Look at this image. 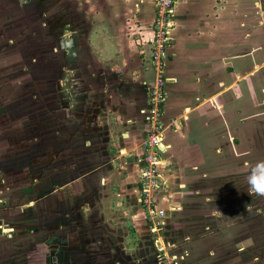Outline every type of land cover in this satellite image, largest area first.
<instances>
[{
	"label": "crops",
	"instance_id": "crops-1",
	"mask_svg": "<svg viewBox=\"0 0 264 264\" xmlns=\"http://www.w3.org/2000/svg\"><path fill=\"white\" fill-rule=\"evenodd\" d=\"M67 1L74 10H84V19L98 10L101 32H104V36L100 37L101 44L114 40L116 45H121L120 50H101L100 78L112 92L105 95L108 99H113V92L117 91L118 95L119 90L131 88L129 92L132 94L134 90H139L143 92L144 98L140 96L138 100L142 98L143 105L136 108L135 104L139 101L135 102L128 96L131 100L127 101V98H120L118 95L117 103L121 112H115L118 121L110 125L109 107L101 118L94 112L96 92L89 82L77 79L71 83L67 79L58 81L57 76L53 83L57 91L53 92V97H45V81H39L37 76L33 79L30 73L32 70L25 64L23 57H28L31 53L28 45L26 49L23 48L24 42L29 39H37L38 42V36L35 37L34 33H19L17 37L12 32L9 34L7 30L11 28L5 27L6 18L0 16V219L8 230L7 234L0 236V264L16 261L10 252L13 243H19V247L27 245L31 249L44 247L45 228H49L50 224L58 240L56 244L53 242L54 255L59 257L60 252L65 249L74 257L79 255L78 248L85 245L77 236L78 230L74 223L86 219L89 225V217L97 215L91 206L100 200L90 194L86 198L88 200L81 203L79 196L82 191L92 190L100 181L98 174L94 176L88 173L82 178L78 172L93 169V162L99 158L97 152L108 166L115 159L121 169H124L123 172L119 169L117 176L122 188L133 198L129 210H124L121 215L135 214L141 223L136 227L137 231L143 229L150 233L139 196L143 156L141 143L150 130L149 89L154 81V73L149 64L148 69H145L139 61L141 54L138 56L126 43L137 35H149L146 40L150 41L155 17L154 0ZM261 2L262 0H175L173 5L172 28L165 51V102L161 118L167 129L163 133V149L160 154L162 186L156 201L159 209L170 211L171 219L168 217V220H164L160 230L163 232L170 228L171 234L168 237L173 240L168 239L167 243L163 241L164 244L161 240L158 242L168 251L171 250L168 253L175 264H187L191 259L195 264H201V261L198 254L191 256L189 246L185 247L186 252L184 249L178 253L177 248L183 245L179 244L174 238L176 235L172 233L180 236V233L193 235L203 231L211 232L214 227L219 228L223 220L221 209L215 205L221 200L215 193L216 190H213V186L222 180L219 170L223 167L217 162L221 158L217 153H221V150L226 151L225 154L231 153L232 149L234 151V141L230 139L229 143L225 139L227 135H236L231 125L238 115L237 90L245 89L247 92V88L251 86L253 69L249 56L252 48L246 42L253 33L252 10L254 7L261 8ZM0 3L3 7L10 4L9 1ZM18 6L26 8L23 3ZM83 25L88 27L90 21H84ZM92 34L89 27L86 35L82 29L77 31L75 28L67 39L59 38L60 46L68 40L72 42L69 46L74 50L71 55L78 54L74 41L88 45ZM110 35L115 36L107 37ZM245 48L249 49L245 51ZM36 53L38 58L41 55L38 47ZM83 53L88 55V51L83 50ZM118 53L122 61L119 59L114 62L112 57L118 58ZM61 88L68 89L70 96L62 97ZM105 92L106 90L102 93ZM245 94L244 98L240 97L244 107L247 106ZM128 109H131V113H126ZM68 117L84 120L86 131L81 129V134L77 129L72 130L70 125L73 123ZM100 125L105 127L104 136L100 133L92 135L103 138V150L94 151L87 130L92 131L94 127L97 130ZM113 129L123 142L113 144ZM120 129L124 131L119 133ZM82 136L85 139L83 149L80 140ZM80 152L84 156L83 163L79 166L75 157ZM112 152L117 155L109 156ZM205 154L209 156L206 162ZM118 165L115 164V167ZM111 176L112 173L101 174L100 177L104 180L102 185L105 186V181L107 185ZM83 213L85 216H82ZM114 215L119 217V214ZM178 216L187 217L186 223L189 224L179 225L172 221L173 217ZM110 222L114 224L117 219L113 218ZM92 226L98 228V231L100 229L101 233L105 232L103 223ZM112 227L122 228L115 225ZM91 229L89 225L85 230ZM59 233L66 238L59 239ZM183 239L185 242L190 241L188 236ZM137 240L133 243L140 249ZM156 245L154 243L155 250ZM94 247L101 251L98 261L93 259L91 264H124L123 258L126 256H119L122 253L115 251L118 247L114 246L112 239L102 245L95 242ZM211 250L213 252L214 248ZM139 257L140 252L133 256L132 261L129 259L128 264H137L136 262H140ZM144 261H148V264H160L155 253L153 261L151 257L149 260V256ZM217 261L214 264H222Z\"/></svg>",
	"mask_w": 264,
	"mask_h": 264
},
{
	"label": "rangeland",
	"instance_id": "rangeland-1",
	"mask_svg": "<svg viewBox=\"0 0 264 264\" xmlns=\"http://www.w3.org/2000/svg\"><path fill=\"white\" fill-rule=\"evenodd\" d=\"M0 1H5L7 3L8 1L10 2V4L4 5V7L3 4L0 3V16L2 18H6L5 27L7 26L8 28H11L7 30L9 34L12 32V34L17 37L20 34L27 35L28 33H34V36L36 37L37 35L39 38L38 42L37 39H29L24 42L23 48L26 49L28 45L31 53L28 57L25 55L23 57L25 64L28 65L30 70H32L30 73L33 75V79H35L34 76H37L39 81H45V97L51 98L53 97V92L57 91L55 90V86H53V83L57 80V76L59 77L58 81L67 79V81H70L71 83L72 80L77 79L79 81L89 82L91 83V86H93V91L96 92V98L94 99L96 104L94 106V112L101 118L103 116V112L107 110V107H109L111 112L108 114L110 117L108 124L110 125L116 124L118 121V116L114 115L115 112L117 110H119V114L121 112L117 103L118 95L120 98H127L128 96L129 98L132 97L135 102L136 100L139 101L135 104L136 108L143 105V99L141 98L138 100L140 96H143V92L134 90L132 94H130L129 91L131 88L126 91L119 90L118 95L117 91L116 93L113 92V99H108L106 96L107 92L109 94H112V92L109 90L108 84H106V82L104 83L100 78V69L102 66V63H100L101 50H103V52L109 48H114V51L116 49L120 50L121 45H116V41L114 40L105 42V45L101 44L100 37L104 36V32H101V18L98 10H94L93 15L88 14L84 19V10H74V8L69 6L67 0ZM21 3H23V6L26 8L18 6L21 5ZM20 15L23 18H20ZM84 21H90V25L88 27L89 32L93 33L92 39L90 40V43L88 41V45H85L83 42L79 43L78 41H74V44H76L74 46L77 48L78 54L71 55L74 50L70 48L69 45L72 42L67 40L60 46L59 38L62 40L67 39L68 35L74 32L75 28H77V31L82 29L86 35L88 27L83 25ZM78 27L80 28L78 29ZM252 30V37L248 42H246L249 44L250 48H252V54L249 56L253 69L251 86L247 88V92H245V89L237 90L238 115L236 120H234L231 125L233 126L232 129L236 132V135H234L235 137L227 135L225 139L229 143L230 139L234 141V151L232 149L231 153L225 154L226 151L221 150V153H217V155L221 157L217 162H220V165L223 167L219 170L222 180H220L215 187L213 186V190H216L215 193L218 194L221 200L219 204L215 205H218L221 209L220 212L223 216L222 223L219 228L214 227L211 232L203 231L198 232L197 234L193 233V235L190 233H180V236L177 233H172L176 235L174 238L179 242V244L183 245L177 248V252L180 253L186 249V246H189L188 249L191 256L198 254L201 264H214L216 260L222 264H245L246 262L247 264H264V197L257 195L251 196L248 193L249 186L247 183V175L249 174L251 166L256 164L258 161L264 160V0L261 2V8L257 9L254 7L252 10ZM114 32L118 33L116 31ZM114 36L110 35L107 37L113 38ZM148 36L149 35L142 37L141 35H137L136 38H132L128 43H126L127 41L124 43L131 46V48L137 52L138 56L141 54L139 56V61L145 69H148V64L153 68L151 71L154 73V81L149 89V101L150 105H152V93L155 91L154 87L157 83V78L159 75L162 76V73H159L158 69L155 67V62L153 61L154 58L151 55L155 51V45L146 40ZM151 39L152 36L150 40ZM106 43H108V45H106ZM37 47L39 49V54H44V56L39 55L37 58ZM64 49H66V51H64ZM248 49L249 48H245V51ZM83 50L88 51L89 56L85 55ZM91 53L93 55H91ZM118 55V58L112 57L114 62L119 61V59L122 61L119 53ZM240 58L241 57L238 59ZM243 59L244 57L242 60ZM164 62L165 58H163L160 66L164 64ZM164 73L165 68L163 74ZM109 78L111 79L112 77ZM31 80L32 78L30 77V83ZM104 90H106V92L102 93ZM61 94L62 97L70 96L68 89L61 88ZM244 94L247 96L246 107H244V103L240 99V97L244 98ZM126 100L129 101L131 99L127 98ZM162 110L163 108H161L160 112ZM128 112L131 113V109L126 110V113ZM107 113L104 114L106 115ZM68 119L73 123L70 125L72 130L77 129L81 132L82 129L83 131H86L84 120L69 117ZM99 122L102 121H98V123ZM92 129V131H89V129L87 130L90 134L89 137L92 140V143L90 144L91 147L94 148V151L103 150V138H97L93 135L100 133L103 137L105 127L100 125L97 130L95 127ZM83 131L81 134H83ZM123 131L124 130L120 129L119 133ZM112 132L115 136V138H112L114 139L113 144H117L118 141L121 142L122 138L120 140V136H118L116 130L113 129ZM92 133L94 134L92 135ZM83 139L84 136L80 138V140H82V149L85 147V139ZM110 140H108V142H110ZM123 145H125V143ZM95 146L98 148L95 149ZM116 152H118V150ZM90 154L93 155L92 153ZM113 155L117 154L115 152H112L111 155L109 154L111 157ZM205 155L204 159L206 162L209 156L208 154ZM82 156H84V153L80 152L77 153L75 157L79 166L80 163H83ZM97 156L99 158H96L93 162V169H84L81 170V173L80 170L78 172V175H81L79 177L82 178L88 173L94 176H97L98 174L100 181L97 185L93 186L92 190L89 189V191H82L80 198V200H82L81 203H83L84 200L87 201L88 199L86 198H88V195L90 194L97 198V200H101L91 206V208L95 210L94 214L96 213L97 215L89 217L90 223H92H89L90 228H92L89 230L90 232L85 230L87 226H89L86 223L88 220L84 219L82 222L77 220L74 223L76 225V229L78 230L77 236L80 237L82 243L85 245L82 246V248H78L79 255L77 254V256L74 257L73 255H70L69 251L66 249L60 252L59 257L57 254L54 255V248L49 246V244L57 240L55 237L56 233L53 232V227H51L50 224L49 228H45V235L43 239L45 242L44 247H34L31 249L27 245L25 247H19V243L12 244L10 252L12 253L13 259H16V261L13 260L11 264H91V260L93 259L98 261L97 259H99L100 255L99 251H101L100 248L95 249V242H99V244L102 245V243H106L110 239H112L114 246L118 247L115 251H120L122 253L119 256L127 257L123 258L124 264L126 262L128 264L129 259L132 261L133 256L138 255V252H140V262H136L137 264H148V261L143 262L147 256H149V260L151 257V260L153 261L155 253L152 249L153 234L151 232V234H149L148 231L145 232L143 229H139V232L141 233L139 234L136 227L141 223L138 221L139 217L135 214H126L127 216L121 215L124 210H129L130 201L133 196H130V194L122 188L123 185L120 183V178L117 176L119 169H121L120 165H118L116 160L113 159L110 161V165L108 166L106 164V160L102 159V157L100 158V154L98 152ZM197 163L199 164V161ZM115 164H117L119 168L117 166L115 167ZM123 171L124 169L122 172ZM104 172H106L107 175L112 173V178L107 185L105 181V186L102 185L104 180L100 177V175ZM135 207H137V205ZM212 207L216 208L214 205H212ZM141 208L143 209L142 206ZM115 213L119 214L118 218L114 215ZM82 216H85V213H83ZM112 217L117 219V222H114V224H112L113 221L110 222V220H113ZM169 218L171 219L170 216ZM172 221L177 222L180 225L182 223H186L188 220L187 217L178 216L173 217ZM100 223L105 225L104 233H101L100 229L98 231V228L96 229L92 226ZM112 225L117 227L120 226L122 228H111ZM145 226L148 228V224ZM125 227H127V229H125ZM129 231L131 232L129 233ZM170 231V228H167L165 231L163 230V232L161 229L154 235L156 237L158 236L162 243L163 241L167 243L168 239L170 241L173 240L169 238V235L171 234ZM59 234L60 239L63 240L64 238H62V233ZM187 236L190 238L189 242H185L183 239L187 238ZM135 239H138L136 242L139 244L140 249H138V246L133 243ZM121 243L122 246H119ZM212 248H214L213 252L211 250ZM169 251L166 249L167 253ZM186 251L187 249L184 252ZM27 254L29 255L28 259L26 258V256H28ZM191 261L192 263H190ZM187 264L195 263L194 260L191 259L187 262Z\"/></svg>",
	"mask_w": 264,
	"mask_h": 264
},
{
	"label": "built area",
	"instance_id": "built-area-1",
	"mask_svg": "<svg viewBox=\"0 0 264 264\" xmlns=\"http://www.w3.org/2000/svg\"><path fill=\"white\" fill-rule=\"evenodd\" d=\"M175 0H154L155 17L153 19L151 43L155 45V51L151 54L154 58L155 67L159 75L152 93L150 108L148 110L149 132L141 143L143 156L141 159L142 169L140 173V196L139 203L143 207L145 216L150 223V232L154 235L160 231L163 221L170 216L169 210L158 208L156 201L162 186V173L160 172V154L163 149V133L167 129L162 122V111L165 102V78L164 64L168 36L172 28V13ZM160 66V67H159ZM166 212L169 216H165ZM5 223L0 219V236L7 234ZM157 243L158 261L160 264H175L173 258L166 252V248L159 245L160 238L154 235Z\"/></svg>",
	"mask_w": 264,
	"mask_h": 264
},
{
	"label": "clouds",
	"instance_id": "clouds-1",
	"mask_svg": "<svg viewBox=\"0 0 264 264\" xmlns=\"http://www.w3.org/2000/svg\"><path fill=\"white\" fill-rule=\"evenodd\" d=\"M248 193L264 197V160L252 165L247 175Z\"/></svg>",
	"mask_w": 264,
	"mask_h": 264
},
{
	"label": "trees",
	"instance_id": "trees-1",
	"mask_svg": "<svg viewBox=\"0 0 264 264\" xmlns=\"http://www.w3.org/2000/svg\"><path fill=\"white\" fill-rule=\"evenodd\" d=\"M148 224H149V226H150V223L148 222ZM151 227V226H150ZM150 227H149V231H150ZM149 234H151V233H149ZM154 235L152 236V245L154 246ZM153 249V252H154V248H152ZM155 256L157 257V260H158V252H157V250H155Z\"/></svg>",
	"mask_w": 264,
	"mask_h": 264
},
{
	"label": "flooded vegetation",
	"instance_id": "flooded-vegetation-1",
	"mask_svg": "<svg viewBox=\"0 0 264 264\" xmlns=\"http://www.w3.org/2000/svg\"><path fill=\"white\" fill-rule=\"evenodd\" d=\"M149 42H151V40H150ZM237 174H239V173H237ZM79 198H81V195L79 196ZM62 236H63L62 238H64V239L66 238L63 234H62ZM59 239H60V237H59ZM57 241H58V240H57ZM57 241H55V242L57 243ZM49 246H52V247H53V242L50 243ZM49 246H48V247H49ZM48 247H47V248H48ZM53 250H54V249H53ZM43 254H44V253H43Z\"/></svg>",
	"mask_w": 264,
	"mask_h": 264
},
{
	"label": "bare ground",
	"instance_id": "bare-ground-1",
	"mask_svg": "<svg viewBox=\"0 0 264 264\" xmlns=\"http://www.w3.org/2000/svg\"><path fill=\"white\" fill-rule=\"evenodd\" d=\"M165 216H167V217H168V216H169V213H168V212H166Z\"/></svg>",
	"mask_w": 264,
	"mask_h": 264
}]
</instances>
